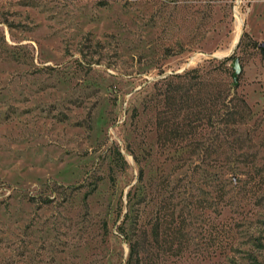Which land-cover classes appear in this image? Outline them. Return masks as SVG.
<instances>
[{
	"label": "rangeland",
	"instance_id": "374dc122",
	"mask_svg": "<svg viewBox=\"0 0 264 264\" xmlns=\"http://www.w3.org/2000/svg\"><path fill=\"white\" fill-rule=\"evenodd\" d=\"M260 44L264 0H0V264H264Z\"/></svg>",
	"mask_w": 264,
	"mask_h": 264
},
{
	"label": "trees",
	"instance_id": "16d2710c",
	"mask_svg": "<svg viewBox=\"0 0 264 264\" xmlns=\"http://www.w3.org/2000/svg\"><path fill=\"white\" fill-rule=\"evenodd\" d=\"M260 47L264 49V44H260ZM228 59H230V57ZM119 156L121 157V160L125 162V159L120 152H119ZM140 253H141L140 244L137 242H132L130 245V257L129 260L127 261V264H140V260H141Z\"/></svg>",
	"mask_w": 264,
	"mask_h": 264
},
{
	"label": "water",
	"instance_id": "95a60500",
	"mask_svg": "<svg viewBox=\"0 0 264 264\" xmlns=\"http://www.w3.org/2000/svg\"><path fill=\"white\" fill-rule=\"evenodd\" d=\"M233 66H234V68L236 69V74L241 73L242 68H241V66H240V64H239V59H238V58H235V59H234Z\"/></svg>",
	"mask_w": 264,
	"mask_h": 264
}]
</instances>
